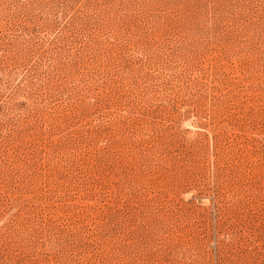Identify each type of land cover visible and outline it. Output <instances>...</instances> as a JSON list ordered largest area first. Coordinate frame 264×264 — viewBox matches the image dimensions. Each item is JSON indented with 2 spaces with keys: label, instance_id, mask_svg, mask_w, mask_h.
Wrapping results in <instances>:
<instances>
[{
  "label": "rangeland",
  "instance_id": "1",
  "mask_svg": "<svg viewBox=\"0 0 264 264\" xmlns=\"http://www.w3.org/2000/svg\"><path fill=\"white\" fill-rule=\"evenodd\" d=\"M0 264H264V0H0Z\"/></svg>",
  "mask_w": 264,
  "mask_h": 264
}]
</instances>
